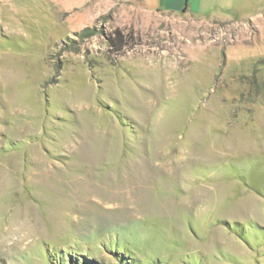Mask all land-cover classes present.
<instances>
[{
	"label": "rangeland",
	"instance_id": "rangeland-1",
	"mask_svg": "<svg viewBox=\"0 0 264 264\" xmlns=\"http://www.w3.org/2000/svg\"><path fill=\"white\" fill-rule=\"evenodd\" d=\"M202 14L0 0V264H264V0Z\"/></svg>",
	"mask_w": 264,
	"mask_h": 264
},
{
	"label": "crops",
	"instance_id": "crops-1",
	"mask_svg": "<svg viewBox=\"0 0 264 264\" xmlns=\"http://www.w3.org/2000/svg\"><path fill=\"white\" fill-rule=\"evenodd\" d=\"M157 8L164 12L180 13L185 10L184 13H189L194 16L204 17L202 14V8L206 0H151ZM209 1V0H207ZM196 9H193L194 4Z\"/></svg>",
	"mask_w": 264,
	"mask_h": 264
},
{
	"label": "trees",
	"instance_id": "trees-1",
	"mask_svg": "<svg viewBox=\"0 0 264 264\" xmlns=\"http://www.w3.org/2000/svg\"><path fill=\"white\" fill-rule=\"evenodd\" d=\"M185 12V10H182L180 13H184ZM89 33V30L88 29H86V30H84L81 34L82 35H86V34H88ZM59 264H67V262L64 260V258H59ZM68 263L69 264H72V262H70L69 260H68Z\"/></svg>",
	"mask_w": 264,
	"mask_h": 264
}]
</instances>
